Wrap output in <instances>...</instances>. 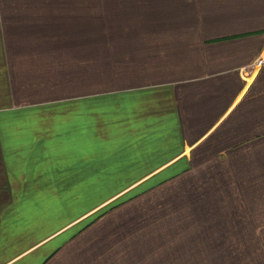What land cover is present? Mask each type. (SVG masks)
<instances>
[{"label": "crops", "instance_id": "0c3cea01", "mask_svg": "<svg viewBox=\"0 0 264 264\" xmlns=\"http://www.w3.org/2000/svg\"><path fill=\"white\" fill-rule=\"evenodd\" d=\"M84 1L0 0V264H264V0Z\"/></svg>", "mask_w": 264, "mask_h": 264}, {"label": "rangeland", "instance_id": "374dc122", "mask_svg": "<svg viewBox=\"0 0 264 264\" xmlns=\"http://www.w3.org/2000/svg\"><path fill=\"white\" fill-rule=\"evenodd\" d=\"M72 3V9H79L80 10H97V3L95 2H86L84 0H71ZM110 5V4H108ZM131 179H126V180H119L120 182H128ZM113 187H115V182L112 180L108 185L105 184V189L104 188H93L91 191L94 194H85V195H77V196H65L66 199H64V196H62V200H57L54 203V206H63L59 207L57 209H62L64 211L61 219H64L69 216H74L76 213L79 211L93 205L95 202L99 201L100 199L104 198L106 196L105 193H103L105 190L109 191ZM70 197V199H69ZM54 208V207H53ZM53 211V210H52ZM52 227V222L51 220H43L40 223V226L37 228H34V233L40 234L44 233L48 229Z\"/></svg>", "mask_w": 264, "mask_h": 264}, {"label": "built area", "instance_id": "2783aa9c", "mask_svg": "<svg viewBox=\"0 0 264 264\" xmlns=\"http://www.w3.org/2000/svg\"><path fill=\"white\" fill-rule=\"evenodd\" d=\"M262 58H264V54H262Z\"/></svg>", "mask_w": 264, "mask_h": 264}]
</instances>
